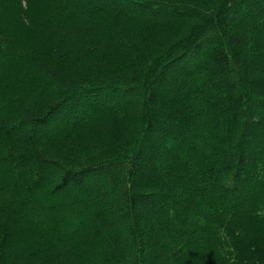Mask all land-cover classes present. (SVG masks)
I'll return each mask as SVG.
<instances>
[{
    "label": "trees",
    "instance_id": "1",
    "mask_svg": "<svg viewBox=\"0 0 264 264\" xmlns=\"http://www.w3.org/2000/svg\"><path fill=\"white\" fill-rule=\"evenodd\" d=\"M0 264H264V0H0Z\"/></svg>",
    "mask_w": 264,
    "mask_h": 264
}]
</instances>
